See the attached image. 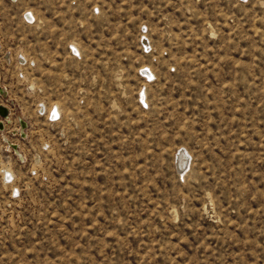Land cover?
<instances>
[{
  "label": "rangeland",
  "instance_id": "rangeland-1",
  "mask_svg": "<svg viewBox=\"0 0 264 264\" xmlns=\"http://www.w3.org/2000/svg\"><path fill=\"white\" fill-rule=\"evenodd\" d=\"M0 89V264H264V0H0Z\"/></svg>",
  "mask_w": 264,
  "mask_h": 264
},
{
  "label": "bare ground",
  "instance_id": "bare-ground-1",
  "mask_svg": "<svg viewBox=\"0 0 264 264\" xmlns=\"http://www.w3.org/2000/svg\"><path fill=\"white\" fill-rule=\"evenodd\" d=\"M27 16L29 17V19H32L33 20V16H31L30 13H26L25 14V17L27 18ZM56 113H57L56 111H52L51 114L53 115V114H56ZM0 124H1V122H0ZM185 157H186L185 151H183L182 153H179L178 154V157H177V165H178V167L180 169L183 168V167H186V159H185ZM179 171H181V170H179Z\"/></svg>",
  "mask_w": 264,
  "mask_h": 264
},
{
  "label": "water",
  "instance_id": "water-1",
  "mask_svg": "<svg viewBox=\"0 0 264 264\" xmlns=\"http://www.w3.org/2000/svg\"><path fill=\"white\" fill-rule=\"evenodd\" d=\"M0 93H2V89H0ZM8 113H9L8 109L2 104H0V118L7 119ZM177 171L182 172V171H179L178 168H177Z\"/></svg>",
  "mask_w": 264,
  "mask_h": 264
},
{
  "label": "built area",
  "instance_id": "built-area-1",
  "mask_svg": "<svg viewBox=\"0 0 264 264\" xmlns=\"http://www.w3.org/2000/svg\"><path fill=\"white\" fill-rule=\"evenodd\" d=\"M25 20H26L27 22H32V20H30V19H28V18H26V17H25Z\"/></svg>",
  "mask_w": 264,
  "mask_h": 264
}]
</instances>
